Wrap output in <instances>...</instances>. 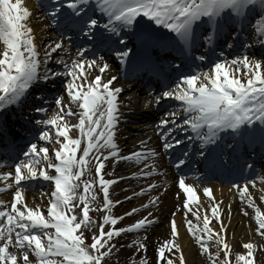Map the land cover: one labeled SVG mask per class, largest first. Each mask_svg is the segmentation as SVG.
<instances>
[{
  "label": "snow or ice",
  "instance_id": "6c2138e0",
  "mask_svg": "<svg viewBox=\"0 0 264 264\" xmlns=\"http://www.w3.org/2000/svg\"><path fill=\"white\" fill-rule=\"evenodd\" d=\"M44 7L51 9L53 24L85 39L79 41L83 47L70 60L55 61L62 72L49 68L51 53L61 48L66 53L68 49L61 40L50 41L41 58L28 23L30 9L22 0H0V110L22 104L35 82L64 77L63 92L54 97L50 115L48 101L37 87L35 94L40 106H32V111L43 115L29 130L25 150L17 152L13 147L5 153L7 158L0 160V166L10 164L12 169L0 171V193L14 189L10 202L0 199V264H108L116 247L114 237L125 231L144 230L156 217L149 218L148 214L124 227L105 228V224L115 225L122 217L111 214V206L120 201L110 198L109 186L114 180L104 178L101 168L108 157L139 163L146 154L156 153L152 149L145 152L138 149L126 157L119 155L115 132L120 116L117 94L122 88L113 83L115 75L102 79L101 74L109 69V64L103 56L99 57L101 63L89 58V50L95 56L103 48L122 49L115 52V57L124 64L133 51L126 43L131 33L137 36L145 59L149 47L155 48L161 42L179 52L180 62L173 69L176 81L162 85L163 90L152 101L157 105L166 98L178 102L156 121V130L164 141L162 147L165 150L173 144L181 145L182 149L187 147L179 138L168 137L174 131L190 130L192 136L186 139L195 138L200 149H204L197 154L206 158L215 155L219 160L220 153L235 154L245 141L250 143L256 137L264 146V51L256 55L248 53L254 45L264 49V0H47ZM161 28L167 31L161 32ZM246 30L251 32L250 36H244L249 43L240 39ZM222 45L236 48L241 54L231 58L223 51L214 57L207 52L194 55L199 46L214 52ZM188 61L191 64L200 61L208 67L197 64L199 71L191 67L180 71ZM86 69H94L97 74L89 79ZM68 118L75 119L76 124L69 123ZM73 128L78 130L75 136L69 134ZM225 134L233 142L221 146L220 139ZM183 155L186 158L187 152ZM184 162L177 157V165ZM157 170L153 166L151 173ZM37 178L52 185L46 214L39 205L29 206L24 196L26 184L34 186ZM255 179L264 182V176ZM255 179L232 187L245 204L255 209L254 231L264 237V213L247 190L249 184L256 187ZM97 184L99 192L95 190ZM177 184L185 194L183 224L199 245V252L206 254L208 264H254L255 245L251 240L242 243L246 252L236 253L235 261L229 260L231 244L225 238V227L210 226L213 217L217 222L221 220L217 203L211 204V215L203 214L201 220L203 209L189 207L190 200L198 199L193 185L186 183L183 175L178 176ZM153 188L154 184H148L140 193ZM100 193L103 214L97 225L89 211L90 207H96ZM203 193L211 196L210 188L205 186ZM156 202L153 196L145 206ZM137 211L132 208L124 215ZM240 211L248 215L243 208ZM188 213L198 223L193 224L187 218ZM174 215L169 222L170 238L154 250L156 264H186L181 247L175 242L178 226ZM85 231L89 237L84 236ZM144 241L139 238L134 241L138 251L146 250ZM139 264H145L143 256Z\"/></svg>",
  "mask_w": 264,
  "mask_h": 264
},
{
  "label": "bare ground",
  "instance_id": "6f19581e",
  "mask_svg": "<svg viewBox=\"0 0 264 264\" xmlns=\"http://www.w3.org/2000/svg\"><path fill=\"white\" fill-rule=\"evenodd\" d=\"M30 1V2H29ZM22 0V4L24 6H27L30 11H31V15L28 18V23L30 25V27L33 29L34 32V41L38 47V50L41 53V58H42V53L44 51H46L45 45H48L49 42H55L57 41L54 40L53 37V33L49 32V25L46 24L43 21H40V15L37 14V12L35 11L34 7H33V0ZM35 3V2H34ZM145 20H147V18H144ZM161 32H164L165 29H160ZM248 33V31H247ZM244 35L246 36V34L244 33ZM242 35V36H244ZM57 49L55 52H58ZM62 50V48H61ZM54 53V52H53ZM52 54V53H51ZM74 55L70 56L68 60H70ZM104 61H106L107 63L109 62V60L106 58ZM97 63H101V61L97 60ZM109 64V63H108ZM87 73H88V78L91 79L94 75H96V71L94 69H86ZM115 72V68L112 64H109V69L105 70V72L102 75V79H107L108 76L114 75ZM137 92V91H136ZM131 94V93H129ZM139 100L142 101V108L144 112H148L149 111V107L145 106V100L147 99L146 96H141L138 97L137 96V100L134 102V106L137 109L138 108V104L139 102H137ZM145 106V108H144ZM3 110H0V114H2ZM129 116V115H128ZM138 118V117H137ZM140 118V117H139ZM127 119H129V117H127ZM69 123L71 124H76V120H68ZM138 126V127H137ZM133 127L135 128L134 131L136 132H140V128H139V124L137 125H133ZM78 130L73 128V129H69V134L71 136H75L77 134ZM137 134V133H136ZM141 141L140 138H133L131 140H124L123 144H127V146H131V145H137L139 142ZM54 159V158H53ZM128 161L125 162H121L120 164H116L113 169H111L110 171H105L104 174V178H108L110 176L116 177L114 179V184L109 186V192H110V198L112 200L117 199L118 201H120V203L118 204H113L111 206V214H119L121 213L122 215V221L124 220H130L129 223H124V225L122 227H124L125 225H128L132 222H134L136 219L138 218H142L145 217L148 214H151L149 216V218H151V216L156 217V220L152 223V225L148 226L144 230H133V231H125L121 234H118L116 240H115V250L112 253V257L113 258H117V260L119 261H131L136 259V257L139 259L141 256H143L145 258V260H149L150 262L152 261L153 258V252H154V248L157 244H161L163 243V241L165 239H167V237L170 234V229H169V217H172V214L174 213V217H175V221L177 223L178 226V240L180 242V247L182 246V250L183 253H186V263L190 264L193 262V264H195V260H193L194 256H193V245L190 243L188 237H187V232L186 230L183 229V217L184 216H179L181 215L182 211L184 209L183 208V200L185 199V196H183V190L179 188L178 184H177V180L175 181V183L173 185H169L168 187L164 189L165 185H161L162 182L160 181V179H156L154 182H149L148 184H154V188L151 190H146V192H149L151 194H145L144 198H149L148 201L151 199V197L155 196L157 198L156 203L151 204L150 206H145V207H138L139 204L141 203L140 200H142L141 198V193L140 190L143 189L140 187V183L143 181V179H148L149 175L146 176H142V175H136L133 176L131 175V173H139L140 170V166H138L137 163L135 164H131L129 159H126ZM154 166V163L150 165V169L149 172H151V168ZM121 169L125 170V174H123L122 176H120V174H117L118 172L121 171ZM50 171H54V170H50ZM117 172V173H116ZM146 172H148V170H146ZM116 175V176H115ZM170 176H174L172 172L169 173ZM118 178V179H117ZM175 179V177H174ZM170 180V179H169ZM167 180V181H169ZM160 184V185H159ZM190 184V183H189ZM193 185V184H191ZM147 186V185H146ZM146 186L144 187L146 189ZM45 187V186H43ZM127 187H131V188H127ZM194 190L197 193V197L198 199L196 201H189V207H194V205H196L199 201L202 203L206 202L208 204H212L213 202L217 203V206H219L220 210L223 209V213H222V218H221V224H223V226L226 229L227 234H230V232L233 233V235L236 237L237 235H240L239 237H241L242 239H244V242L249 241L248 237L249 234L251 233V229H250V225L249 227L244 226V222H245V217L242 215L236 214L239 210L241 205L240 202L238 203V198H236L237 196L234 193H237V191L233 190L232 188H228L225 186H211L208 185L207 187L210 188L211 190V196L206 195L203 193V188L205 186L202 185H193ZM46 188V187H45ZM259 188V187H257ZM14 189H9V195L10 197L5 198V200L10 202L11 199V192ZM52 188H47L46 191H44V195H40L39 193H33V191H27L25 194V199H26V203L29 206H36L39 205L40 209L43 213L46 214L47 211V203L48 200L50 198V192H51ZM247 190L248 193H252V195L254 196L255 202H258V198H259V193L260 194H264V188H259L257 190L254 191V188L251 187V184L247 186ZM153 191V193H152ZM144 192V193H146ZM135 194V195H134ZM240 194V193H238ZM252 196V197H253ZM119 197H121L120 200ZM203 197V198H202ZM239 197V195H238ZM127 198V199H125ZM139 198V199H137ZM4 199V198H3ZM116 200V201H117ZM37 203V204H36ZM96 204V211L99 212V216L100 218H102V214H103V209L100 208V204L99 201L96 200L95 201ZM177 205H180V207L178 208ZM19 206V205H18ZM120 208V209H119ZM129 208H137L138 211L131 214V215H124V213H127V209ZM234 209V211H233ZM239 209V210H238ZM123 210V211H122ZM76 211H78V208L76 209ZM121 211V212H120ZM126 211V212H125ZM237 211V212H236ZM168 218V226H165L166 220ZM121 220L117 221V223L115 225H109V224H105V228L111 226V227H117V225H119V227H121ZM220 224V225H221ZM220 225H215L214 227L219 228ZM252 228V227H251ZM95 229V228H94ZM93 229V230H94ZM146 237V241H144V238ZM141 239L142 241L146 242V250H137L138 249V245L134 243V241L136 239ZM247 250L243 248V252H246ZM242 252V253H243ZM197 264L199 262H196Z\"/></svg>",
  "mask_w": 264,
  "mask_h": 264
},
{
  "label": "rangeland",
  "instance_id": "374dc122",
  "mask_svg": "<svg viewBox=\"0 0 264 264\" xmlns=\"http://www.w3.org/2000/svg\"><path fill=\"white\" fill-rule=\"evenodd\" d=\"M244 43H249V41H244ZM224 48H225L224 49L225 56L228 57V58H231L232 56H236V55H240L241 54V51H240L239 53H236V54H233V55L232 54L229 55V51L230 50H228V47L227 46H224ZM259 51H264V49H260L259 48V45H254V46H252V47H250L248 49L249 55H256ZM206 67H208V66H206ZM242 72H243V69H241V73ZM113 164H114L113 162H110V164H108L105 168H108L110 170L111 168H113L112 167ZM93 170L94 169H92V171ZM121 172L123 173L124 171H121ZM255 184L257 185L256 187H253L251 185V187L254 188V191L257 190V189H259V188H261V187L264 188V182H262V181H260V182H257L256 181ZM219 186H222V185H219ZM257 187H259V188H257ZM127 188H129V187H127ZM234 189L236 190V188H234ZM97 192H99V190H97ZM33 193H36V194L39 193L40 195H43V193H42L41 190H37L36 192H33ZM234 194L237 196L236 198H238V200H239L238 203L241 201L240 204H239V205H241L240 209L243 208L245 210V212L248 213V215H245L239 209H238L239 210L238 212L236 211L237 212L236 214L239 213V215H242V216L245 217L246 220H245V222H244L243 225L244 226H247V227H249V225H250L251 233L249 234L248 239L251 240L254 243V245H255V251H254V256H253L254 264H264V237L259 236L254 231V229L256 227L255 219H254V217H255V209L250 208L247 204L244 203V201L241 199V194H238V193H234ZM238 195H239V197H238ZM251 195H252V193H251ZM258 195H259V198H258V202L257 203L255 202L254 196L252 195L253 196V202L255 203V205L257 206V208H259L260 211L262 213H264V200L261 199L262 197H264V194H260L259 193ZM3 197H5V195ZM120 198L121 197H119V199ZM141 198H142V200H140L141 203L139 204L138 207H142V206L144 207L146 205V202H148V199H149V198H147V199L144 198V195H141ZM137 199H139V198H137ZM97 200L99 201V204H100L101 203L100 198H98ZM210 206H211V204H209V202H208V204L206 202H204V203L201 204V202L199 201L196 205H194V207H191V208L193 210L203 209V213H201V220H202L203 214L211 215V213L209 212ZM81 207H82V204H81ZM96 209H97L96 207L95 208H91L90 207L89 215L95 219V221H96V223L98 225L101 222V218L99 216V212L96 211ZM130 209H132V208L127 209V212H129ZM182 209H184V207ZM78 211H79V209H78ZM233 211H234V209H233ZM184 212H185V209L182 211L181 215H179V216H184L183 215ZM222 213H223V209L220 210V216H221V218H222ZM117 215L122 217L121 213H120V215L119 214H117ZM187 218L190 219L193 222V224L198 223L197 219L195 217H192L191 216V213H188V217ZM171 219H172V217L171 218L169 217V222H170ZM129 222H130V220L129 221L128 220H124V221L121 220V227L124 225V223H129ZM248 223H249V225H248ZM220 224H221V220L219 222H217L215 220V217H213L210 220V226L212 228H214V229H218L217 227L215 228L214 226L215 225H220ZM165 226L166 227L168 226V218L166 220ZM117 227H119V225H117ZM169 229H170V223H169ZM183 229L186 230V232L188 233V231H187V229H186L185 226H183ZM93 231H96V229H94ZM145 231H146V229H145ZM201 235H203V233H201ZM84 236L85 237H89V233L87 231H85L84 232ZM117 236L113 238V243L114 244L116 243L115 240H116ZM239 236L240 235H237L235 237L232 232H230V234H227V232H226V237L225 238L231 244V250H230V256H229V260L230 261H235V254L236 253H238V252L242 253L243 252L242 243L244 242L243 241L244 239H242ZM187 237H188L190 243L193 245V250H194V252H193L194 258H193V260H195V264H197L196 262H199L198 264H208L206 254H201L199 252V245L195 242L194 237L190 233L187 234ZM167 238H170V234H169V236ZM175 242L180 245V242L178 240V236L176 237V241ZM209 243L211 244L212 242L209 241ZM158 246H159V244H157L155 246V248L158 247ZM155 248H154V250H155ZM181 250H182V246H181ZM209 250L211 251V250H214V249L210 248ZM182 252H183V250H182ZM183 255H184V258H185L186 257V253L184 252ZM185 260H186V258H185ZM130 262H131V264H139V259L136 257V259H134V260H131V261L130 260L129 261L127 260V261L123 262V261H119V260H117V258H113L111 256L110 261H108V264H130ZM145 264H156V254H155V251L153 252L152 261L150 262L149 260H145ZM190 264H193V262L190 263ZM241 264H242V262H241Z\"/></svg>",
  "mask_w": 264,
  "mask_h": 264
}]
</instances>
